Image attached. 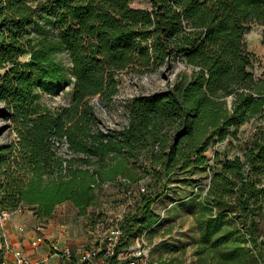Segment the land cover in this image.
Here are the masks:
<instances>
[{"label": "trees", "instance_id": "trees-1", "mask_svg": "<svg viewBox=\"0 0 264 264\" xmlns=\"http://www.w3.org/2000/svg\"><path fill=\"white\" fill-rule=\"evenodd\" d=\"M131 2L0 0V102L18 135L0 144V215L30 207L45 222L66 202L84 214L118 188L136 203L109 264H128L131 242L157 231L155 205L184 174L209 171L200 227L215 240L198 264H264V126L248 140L242 129L264 119V73L252 70L246 41L264 26V0ZM177 62L192 72L127 101L123 125L105 124L99 107L115 103L121 73ZM48 85L72 86L70 102L43 105L38 88ZM228 138L239 143L216 149ZM221 241L230 252L216 250Z\"/></svg>", "mask_w": 264, "mask_h": 264}, {"label": "rangeland", "instance_id": "rangeland-1", "mask_svg": "<svg viewBox=\"0 0 264 264\" xmlns=\"http://www.w3.org/2000/svg\"><path fill=\"white\" fill-rule=\"evenodd\" d=\"M131 3L137 8L151 7L150 0H132ZM48 16L41 18V24L48 23ZM33 29L34 33H39L37 27ZM263 30L262 24L254 23L251 32L246 36L249 49L256 55L252 70L257 77H261L264 73ZM22 60L28 61L29 56L23 57ZM183 72L191 73L192 69L182 62H177L172 68L162 67L154 71L121 73L120 93L116 97L115 103L110 107H99V113L105 124L112 127L123 125L127 120L125 108L127 101L137 95L167 90ZM71 89L72 86L59 87L56 85L38 88L40 102L50 108L68 104ZM263 126L264 119L244 125L242 127L244 140L254 137V134ZM17 138L14 118L9 116L4 103L0 102V144L10 143ZM63 151H68L64 145ZM230 152L231 155L240 154L244 157V148H232ZM209 177V171L195 170L184 174L181 176V180L176 182L167 192V196L155 205V210L161 214L162 220L153 236L146 235L149 262L153 261L156 264H198L201 257L200 252H203L202 246L206 243L211 244L215 240L204 239V233L200 227L203 210L199 205L204 197ZM143 183L145 184L146 181ZM126 195H122L118 188L107 187L100 196L99 204L90 207L84 214H80L79 209L72 203L59 205L56 209V216L66 211L64 215L67 219L69 218L66 222L68 224L66 232L68 240L72 241L71 246L76 247V249H100L104 247L110 230L117 219L135 207L136 199L134 196ZM29 208L27 211L33 215L32 208L31 210ZM232 225L229 223L223 227L225 229L229 226L232 227ZM133 245L134 241L131 242L130 246ZM215 248L220 253L230 252V247L225 246L223 241ZM208 252L204 251V254L208 255Z\"/></svg>", "mask_w": 264, "mask_h": 264}, {"label": "built area", "instance_id": "built-area-1", "mask_svg": "<svg viewBox=\"0 0 264 264\" xmlns=\"http://www.w3.org/2000/svg\"><path fill=\"white\" fill-rule=\"evenodd\" d=\"M230 140L239 143V141H236L233 138H228L224 142L218 143L216 145V149L221 148L222 145L228 143ZM64 146H66L68 150V145L65 144ZM65 152L67 151H63V153ZM26 210L27 207H21L19 208V210H17L16 213H23ZM12 216L13 215L8 211H4L1 213L0 220L3 227ZM122 218L123 216L117 219L116 223L113 225L112 229L110 230L105 246L100 249L81 248V251H79L78 255H75L74 257L73 248L70 245H63L59 237L53 240L50 239L49 244L51 245L53 251L61 259L60 264H72V259L74 258H77L78 264H82V263L109 264V258H111L115 254L116 247L119 244L120 239L124 236V231L120 226V221L122 220ZM45 226L46 223L43 221L39 222L37 225V231L39 235L35 240L32 241V247L34 249L41 248V246L47 241L46 236L44 235ZM65 234L66 232L63 231V235ZM147 246H148V241L146 235L137 237L134 240V245L128 248V254H127V257L129 258L128 264H156L153 261L149 262L148 260L149 254L147 251ZM11 250H13V248L9 243V240L7 239V236L5 235L4 232L0 238V257H1V251H3V258L2 259L0 258V264H10L6 254ZM13 252L17 259L18 264H41V262L39 261L29 259L25 255L24 251L21 249H14Z\"/></svg>", "mask_w": 264, "mask_h": 264}, {"label": "crops", "instance_id": "crops-1", "mask_svg": "<svg viewBox=\"0 0 264 264\" xmlns=\"http://www.w3.org/2000/svg\"><path fill=\"white\" fill-rule=\"evenodd\" d=\"M70 203H63L61 205H67ZM66 212V211H64ZM64 212L59 213V216H52L48 221H45V231L44 235L46 236V243H44L41 248L34 249L32 247V241L37 238L39 235L37 231V225L41 220L33 216L29 211L23 213H16L13 215L3 227V233L7 236L9 243L11 244L13 250L21 249L24 251L25 255L35 261L41 262V264H60L61 259L53 251L51 245L49 244L50 239L60 238V241L63 245H72V241L68 240L67 228L68 221L67 217L64 215ZM65 217V218H63ZM65 224V225H63ZM63 231L66 232L63 235ZM73 249L76 247L71 246ZM13 250L9 251L6 256L10 264H18L17 259L14 255ZM76 254L78 255L81 249H76Z\"/></svg>", "mask_w": 264, "mask_h": 264}]
</instances>
